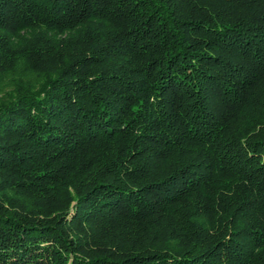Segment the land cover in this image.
<instances>
[{
  "label": "trees",
  "instance_id": "16d2710c",
  "mask_svg": "<svg viewBox=\"0 0 264 264\" xmlns=\"http://www.w3.org/2000/svg\"><path fill=\"white\" fill-rule=\"evenodd\" d=\"M24 60L0 264H264V0H0Z\"/></svg>",
  "mask_w": 264,
  "mask_h": 264
},
{
  "label": "rangeland",
  "instance_id": "374dc122",
  "mask_svg": "<svg viewBox=\"0 0 264 264\" xmlns=\"http://www.w3.org/2000/svg\"><path fill=\"white\" fill-rule=\"evenodd\" d=\"M42 28L50 33L55 40L67 38L76 33L74 30L59 31L57 29H48L46 27ZM33 30L37 29H24L22 33L25 35H30ZM21 77L24 78V83L33 85L34 88H37L43 80V76L31 70L25 60L18 62L14 69H5L0 65V99L5 97L6 92L11 90L15 82H17Z\"/></svg>",
  "mask_w": 264,
  "mask_h": 264
}]
</instances>
